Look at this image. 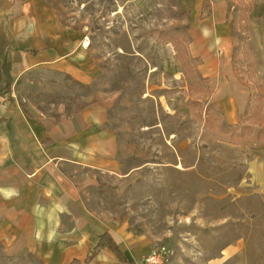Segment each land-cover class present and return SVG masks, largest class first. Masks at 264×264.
<instances>
[{
    "label": "rangeland",
    "instance_id": "rangeland-1",
    "mask_svg": "<svg viewBox=\"0 0 264 264\" xmlns=\"http://www.w3.org/2000/svg\"><path fill=\"white\" fill-rule=\"evenodd\" d=\"M46 1L83 34L98 75L88 87L68 86L66 96L45 90L40 99L30 90L24 98H71L74 109L85 97L106 103L127 171L90 191L87 208L168 248L169 264H264V0H197V15L196 0ZM220 9L230 31L214 49L194 27ZM197 40L203 57L195 59ZM207 55L251 88L233 119L224 115L228 84L200 72ZM235 125L249 137H231ZM0 264L42 263L8 254L0 240Z\"/></svg>",
    "mask_w": 264,
    "mask_h": 264
},
{
    "label": "crops",
    "instance_id": "crops-1",
    "mask_svg": "<svg viewBox=\"0 0 264 264\" xmlns=\"http://www.w3.org/2000/svg\"><path fill=\"white\" fill-rule=\"evenodd\" d=\"M194 3V15L200 14ZM229 31L221 9L194 27L214 49L228 41ZM83 37L46 0H0V95L14 91L17 98L0 105V240L8 254L31 255L42 264H123L106 247L89 259L107 234L131 264L154 242L127 223L105 224L86 205L88 193L105 180L127 177L117 138L106 126L108 105L85 97L86 104L74 109L71 98H24L30 90L42 99L45 90L66 96L72 84H92L98 69ZM199 45L193 46L195 59L203 57ZM206 57L200 72L228 84L224 115L233 119L244 111L251 88L238 84L224 62Z\"/></svg>",
    "mask_w": 264,
    "mask_h": 264
},
{
    "label": "trees",
    "instance_id": "trees-1",
    "mask_svg": "<svg viewBox=\"0 0 264 264\" xmlns=\"http://www.w3.org/2000/svg\"><path fill=\"white\" fill-rule=\"evenodd\" d=\"M6 89H9L8 87ZM259 106V99H254L252 105L249 107V113H251V115L255 114L257 112V107ZM251 130H248L247 127L243 128L241 131V128L238 127V125H235L232 127L231 130V137H235L241 140V138H248L249 135L251 134ZM258 137V136H257ZM106 247L108 248L110 251H112V253L123 263V264H127V261L125 259V257L123 256L122 252L119 250L118 246L115 244V242L109 237V235L104 234L100 237L98 244L96 245V247L94 248V250L91 252L90 254V258L91 259L93 256H95V254L98 252V250L100 248ZM132 264V263H131Z\"/></svg>",
    "mask_w": 264,
    "mask_h": 264
},
{
    "label": "built area",
    "instance_id": "built-area-1",
    "mask_svg": "<svg viewBox=\"0 0 264 264\" xmlns=\"http://www.w3.org/2000/svg\"><path fill=\"white\" fill-rule=\"evenodd\" d=\"M8 98L17 100L15 92L11 91L8 95H0V105ZM21 102L24 101L22 100ZM171 256L172 253L168 248L158 246L155 247L149 254L132 264H169Z\"/></svg>",
    "mask_w": 264,
    "mask_h": 264
},
{
    "label": "bare ground",
    "instance_id": "bare-ground-1",
    "mask_svg": "<svg viewBox=\"0 0 264 264\" xmlns=\"http://www.w3.org/2000/svg\"><path fill=\"white\" fill-rule=\"evenodd\" d=\"M87 41V40H86ZM85 46V45H84ZM86 46H88V43H86Z\"/></svg>",
    "mask_w": 264,
    "mask_h": 264
}]
</instances>
